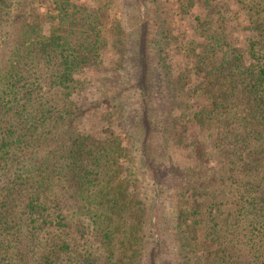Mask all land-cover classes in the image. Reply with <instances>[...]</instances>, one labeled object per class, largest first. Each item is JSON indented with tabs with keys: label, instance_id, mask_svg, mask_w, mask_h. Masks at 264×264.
Segmentation results:
<instances>
[{
	"label": "trees",
	"instance_id": "16d2710c",
	"mask_svg": "<svg viewBox=\"0 0 264 264\" xmlns=\"http://www.w3.org/2000/svg\"><path fill=\"white\" fill-rule=\"evenodd\" d=\"M46 1L0 0V264H264V0H236L244 49L218 0H197L184 45L172 26L195 0L176 14L127 0L140 17L136 122L108 143L82 131L74 100L77 77L100 65L102 12L52 0L44 14ZM174 48L196 59L181 79ZM126 107L112 98L116 114Z\"/></svg>",
	"mask_w": 264,
	"mask_h": 264
},
{
	"label": "rangeland",
	"instance_id": "374dc122",
	"mask_svg": "<svg viewBox=\"0 0 264 264\" xmlns=\"http://www.w3.org/2000/svg\"><path fill=\"white\" fill-rule=\"evenodd\" d=\"M127 0H80L91 10H100L105 23L104 38L101 47L100 65L97 68L86 70L77 77L79 82L78 93L74 96L77 104L81 105L86 116L81 129L94 140L108 143L115 137H124L127 126L136 122L137 90L136 85L140 75L139 56L137 48V35L139 32V13L135 12ZM178 0H161L166 11L176 14L179 11ZM181 1V0H180ZM52 0H47L41 8V13H46L51 7ZM213 2V7L218 16L219 13L229 20L228 38L238 48L244 49L247 38L251 35L248 30V11H243V5L236 0H218ZM190 5L189 0H184L183 5ZM217 4V6H216ZM197 8L191 10L189 16L182 18L177 15L173 24V34L178 45L188 44L196 26V15L203 14L204 8L201 1L195 0ZM262 22H264L263 16ZM116 31H119L117 33ZM171 60L174 71L181 79L192 71L196 59L188 58L184 52L181 54L174 48L171 52ZM196 81H194L195 83ZM123 95V106L126 110H120L117 114L111 107L112 98ZM195 106L191 105L188 112L192 113ZM180 133V131H179ZM198 132L190 131V141ZM178 137V136H177ZM181 137V136H180ZM138 148V147H137ZM139 150V148H138ZM170 152L175 162L184 165L188 157L185 149L180 145H170ZM138 157V155H137ZM138 177L141 181L144 202L153 209L157 201V194L152 187L146 170L140 164H136ZM170 199V196H167ZM169 205V204H167ZM152 212H150L151 215Z\"/></svg>",
	"mask_w": 264,
	"mask_h": 264
}]
</instances>
